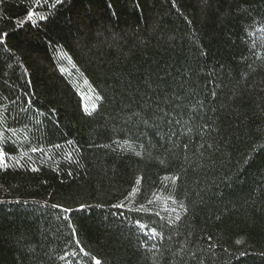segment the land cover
Here are the masks:
<instances>
[{
	"label": "trees",
	"instance_id": "obj_1",
	"mask_svg": "<svg viewBox=\"0 0 264 264\" xmlns=\"http://www.w3.org/2000/svg\"><path fill=\"white\" fill-rule=\"evenodd\" d=\"M0 151V264H264V0H2Z\"/></svg>",
	"mask_w": 264,
	"mask_h": 264
},
{
	"label": "snow or ice",
	"instance_id": "obj_2",
	"mask_svg": "<svg viewBox=\"0 0 264 264\" xmlns=\"http://www.w3.org/2000/svg\"><path fill=\"white\" fill-rule=\"evenodd\" d=\"M0 2H2V0H0ZM55 3L56 4L61 3V0H55ZM33 15H35V13L30 11L28 13V19L31 20L32 17H33ZM40 19L43 20V19H45V17L44 16H41ZM4 35H6V33ZM56 147H59V145H56ZM32 151H37V149L36 148H33ZM4 159H5V153L2 152V151H0V164H2L4 162ZM137 183H139V181H137ZM149 203H151V201H149ZM53 207H58V206L53 205ZM115 207L122 208V207H124V205L123 204L115 205ZM157 215H158V213H157ZM137 224L141 228H146L147 227L146 225L140 224L139 221H137ZM146 235H147V233H146ZM155 235H157V233L155 232V230H153L152 231V236L154 237ZM93 259H95V258H93ZM95 264H101V262L97 259V260H95Z\"/></svg>",
	"mask_w": 264,
	"mask_h": 264
}]
</instances>
